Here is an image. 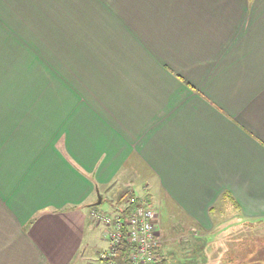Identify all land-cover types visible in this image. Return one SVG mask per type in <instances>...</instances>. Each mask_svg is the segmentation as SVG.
<instances>
[{"label":"crops","instance_id":"1","mask_svg":"<svg viewBox=\"0 0 264 264\" xmlns=\"http://www.w3.org/2000/svg\"><path fill=\"white\" fill-rule=\"evenodd\" d=\"M144 1L0 0V264H100L127 171L199 241L264 222V0Z\"/></svg>","mask_w":264,"mask_h":264},{"label":"rangeland","instance_id":"2","mask_svg":"<svg viewBox=\"0 0 264 264\" xmlns=\"http://www.w3.org/2000/svg\"><path fill=\"white\" fill-rule=\"evenodd\" d=\"M124 1L122 0L121 10H144V0H137L136 4H131L133 1H130V4L126 3L125 5ZM72 12V17L75 18V15L78 14L82 16L83 10H72ZM131 176L132 174L127 171L122 176L127 183L116 188L117 190L113 191L111 196L106 195L104 201L94 210L115 216L116 211L113 204L119 201L122 196L127 194L126 197H128L131 194L130 191L123 189L127 187ZM136 185L140 189L139 194H142L144 183L140 181V178H137ZM136 192L138 195V191ZM125 203L126 199L121 202L123 205ZM155 211L158 214L160 209L156 208ZM166 211L175 213L172 207L166 208ZM215 215L217 219L215 230L225 228L228 230L226 233L228 236L224 237L223 232L217 233L216 231L208 237L204 234L205 239L199 241L202 234L197 232L193 224L183 219L181 223L178 220L169 222L168 219L162 218V214H158V240L164 254L170 257V264H264V222L241 221L238 218L237 210L234 207L224 206L223 203L218 206ZM102 229L103 226L96 231L97 239H99L97 245H93V252L102 251L108 247V243L101 239ZM202 245L205 247L206 256L201 251H197ZM92 257V259H96L97 256ZM189 260H192V263H188ZM73 264H87V262L79 260Z\"/></svg>","mask_w":264,"mask_h":264},{"label":"built area","instance_id":"3","mask_svg":"<svg viewBox=\"0 0 264 264\" xmlns=\"http://www.w3.org/2000/svg\"><path fill=\"white\" fill-rule=\"evenodd\" d=\"M129 214L125 217L121 205L115 206V216L91 211V217L107 228L106 238L108 249L101 253L100 264H113L110 258L124 239L132 244L130 260L132 264H154L155 247L158 240L157 213L144 200H138L134 195L126 198Z\"/></svg>","mask_w":264,"mask_h":264},{"label":"trees","instance_id":"4","mask_svg":"<svg viewBox=\"0 0 264 264\" xmlns=\"http://www.w3.org/2000/svg\"><path fill=\"white\" fill-rule=\"evenodd\" d=\"M126 195L122 196L121 199L119 200V202H122L123 200H125L127 198ZM138 200H139V198H138ZM125 205H126V203H125ZM125 205L121 204V206L123 208H125L124 209V212H125L124 216L127 217V215L129 214L130 211H129V208L124 207ZM149 207L152 208L151 206H149ZM131 250H132V244L127 239H124L121 242V244L119 245V247L115 250L114 255L110 258L111 262L113 264H132L131 260H130ZM155 256L156 257H155L154 264H170V262H171L169 260L170 257H168V255L164 254L161 244H158L155 247ZM188 263H192V260H189Z\"/></svg>","mask_w":264,"mask_h":264},{"label":"water","instance_id":"5","mask_svg":"<svg viewBox=\"0 0 264 264\" xmlns=\"http://www.w3.org/2000/svg\"><path fill=\"white\" fill-rule=\"evenodd\" d=\"M101 201H102V198H101V196L99 195V200H98V203H97V204H100Z\"/></svg>","mask_w":264,"mask_h":264}]
</instances>
